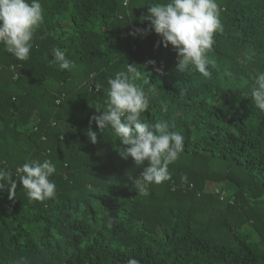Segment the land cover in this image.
<instances>
[{"label":"trees","instance_id":"1","mask_svg":"<svg viewBox=\"0 0 264 264\" xmlns=\"http://www.w3.org/2000/svg\"><path fill=\"white\" fill-rule=\"evenodd\" d=\"M40 2L29 59L0 45V169L17 184L11 198L0 191V264H264V112L250 95L264 72V0H217L211 78L176 69L154 31L133 38L149 27L148 7L167 0ZM56 47L74 68L52 63ZM128 64L149 97L141 121H168L184 137L171 180L147 196L133 181L148 161L122 159L112 129L93 122L95 145L86 135ZM45 159L56 195L32 200L17 169Z\"/></svg>","mask_w":264,"mask_h":264},{"label":"clouds","instance_id":"2","mask_svg":"<svg viewBox=\"0 0 264 264\" xmlns=\"http://www.w3.org/2000/svg\"><path fill=\"white\" fill-rule=\"evenodd\" d=\"M148 12L145 19L149 27L138 29L137 33L145 35L154 31L162 38L160 43L165 48L171 45L178 56L176 69L179 71H185L191 64L205 78H211L210 66L214 67L215 62L207 53L215 43L214 34L223 32L217 0H167L153 3L148 7ZM43 23L44 9L40 0H0V45H4L6 52L16 59H29L34 34ZM53 57L52 63L61 70L75 67L58 47L53 48ZM148 64L154 65L155 61ZM138 75L137 66L128 64L127 71H119L115 78H109L106 108H95L100 114L90 118L86 135L95 145L98 133L91 128L93 122L100 133L112 129L124 146L118 151L122 159L131 158L137 166L148 161V166L133 181L134 187L147 196L149 185L171 180L169 165L183 151L184 137L172 130L175 125L168 121H141L140 114L149 108V97L142 87L134 83ZM250 95L256 108L264 112V72L256 74ZM55 171L56 165L49 159L43 162L32 160L17 169L22 173L20 184L27 190L28 197L37 201L55 197L56 185L50 179ZM9 175L0 169V191L7 189L11 198L17 184L14 180L5 182ZM182 180L187 182V177H182ZM127 264H139V261L130 258Z\"/></svg>","mask_w":264,"mask_h":264},{"label":"built area","instance_id":"3","mask_svg":"<svg viewBox=\"0 0 264 264\" xmlns=\"http://www.w3.org/2000/svg\"><path fill=\"white\" fill-rule=\"evenodd\" d=\"M125 4H126V2H124V5H125ZM140 27H141V25H139V26L133 28L134 33H137V30L140 29ZM133 38H136V35H133ZM134 49H135V48L132 46V50H134ZM56 103H58V101H57ZM214 192H215V193H218L217 190H214ZM222 196H223V195L220 194V198H221V199H222Z\"/></svg>","mask_w":264,"mask_h":264}]
</instances>
